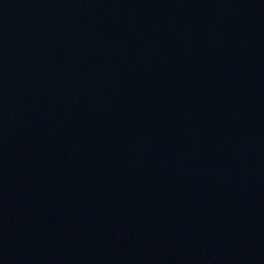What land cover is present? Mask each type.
Listing matches in <instances>:
<instances>
[{
	"label": "water",
	"instance_id": "water-1",
	"mask_svg": "<svg viewBox=\"0 0 264 264\" xmlns=\"http://www.w3.org/2000/svg\"><path fill=\"white\" fill-rule=\"evenodd\" d=\"M0 264H264V0H0Z\"/></svg>",
	"mask_w": 264,
	"mask_h": 264
}]
</instances>
